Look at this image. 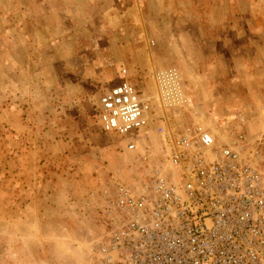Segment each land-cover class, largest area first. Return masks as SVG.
<instances>
[{
	"label": "rangeland",
	"instance_id": "rangeland-1",
	"mask_svg": "<svg viewBox=\"0 0 264 264\" xmlns=\"http://www.w3.org/2000/svg\"><path fill=\"white\" fill-rule=\"evenodd\" d=\"M172 67L185 123L245 113L261 137L264 0H0V264H88L110 176L130 179L156 146L151 130L135 152L133 132H102L98 98L122 69L152 95Z\"/></svg>",
	"mask_w": 264,
	"mask_h": 264
},
{
	"label": "built area",
	"instance_id": "built-area-1",
	"mask_svg": "<svg viewBox=\"0 0 264 264\" xmlns=\"http://www.w3.org/2000/svg\"><path fill=\"white\" fill-rule=\"evenodd\" d=\"M128 77L122 69L99 96L100 128L133 132L129 152L149 130L156 146L130 179L110 176L88 264H264V133L247 135L245 113L220 129L185 123L190 102L175 67L153 72L152 95Z\"/></svg>",
	"mask_w": 264,
	"mask_h": 264
}]
</instances>
